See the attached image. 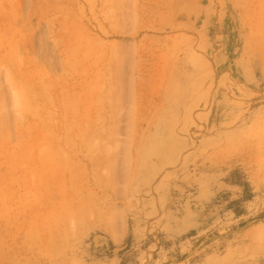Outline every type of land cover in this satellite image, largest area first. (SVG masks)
<instances>
[{
    "label": "rangeland",
    "instance_id": "374dc122",
    "mask_svg": "<svg viewBox=\"0 0 264 264\" xmlns=\"http://www.w3.org/2000/svg\"><path fill=\"white\" fill-rule=\"evenodd\" d=\"M201 263L264 264V0H0V264Z\"/></svg>",
    "mask_w": 264,
    "mask_h": 264
},
{
    "label": "bare ground",
    "instance_id": "6f19581e",
    "mask_svg": "<svg viewBox=\"0 0 264 264\" xmlns=\"http://www.w3.org/2000/svg\"><path fill=\"white\" fill-rule=\"evenodd\" d=\"M117 159V158H116ZM117 161V160H116ZM261 175V174H260ZM256 176H258V174H256ZM260 178H262V177H260Z\"/></svg>",
    "mask_w": 264,
    "mask_h": 264
},
{
    "label": "crops",
    "instance_id": "0c3cea01",
    "mask_svg": "<svg viewBox=\"0 0 264 264\" xmlns=\"http://www.w3.org/2000/svg\"><path fill=\"white\" fill-rule=\"evenodd\" d=\"M202 264V263H201Z\"/></svg>",
    "mask_w": 264,
    "mask_h": 264
}]
</instances>
